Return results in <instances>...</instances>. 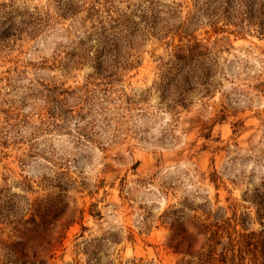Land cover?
<instances>
[{"label":"rangeland","instance_id":"rangeland-1","mask_svg":"<svg viewBox=\"0 0 264 264\" xmlns=\"http://www.w3.org/2000/svg\"><path fill=\"white\" fill-rule=\"evenodd\" d=\"M0 264H264V0H0Z\"/></svg>","mask_w":264,"mask_h":264},{"label":"trees","instance_id":"trees-1","mask_svg":"<svg viewBox=\"0 0 264 264\" xmlns=\"http://www.w3.org/2000/svg\"><path fill=\"white\" fill-rule=\"evenodd\" d=\"M227 1H229V0H227ZM249 13H252V11L250 12V10H249Z\"/></svg>","mask_w":264,"mask_h":264}]
</instances>
